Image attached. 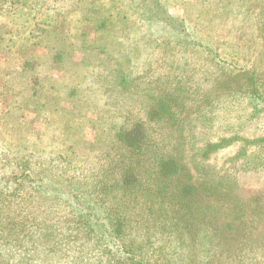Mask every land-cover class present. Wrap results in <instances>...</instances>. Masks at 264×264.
<instances>
[{"label": "rangeland", "instance_id": "1", "mask_svg": "<svg viewBox=\"0 0 264 264\" xmlns=\"http://www.w3.org/2000/svg\"><path fill=\"white\" fill-rule=\"evenodd\" d=\"M161 2L187 41L155 36L132 0H0V264H199L203 233L208 264H264V150L236 157L264 135L250 92L264 84V0ZM137 121L135 156L117 131ZM228 138L208 161L223 188L191 183L199 196L182 202L186 174L156 181L160 142L196 182L204 148Z\"/></svg>", "mask_w": 264, "mask_h": 264}, {"label": "trees", "instance_id": "2", "mask_svg": "<svg viewBox=\"0 0 264 264\" xmlns=\"http://www.w3.org/2000/svg\"><path fill=\"white\" fill-rule=\"evenodd\" d=\"M132 7L133 11L137 13L140 16V19L147 25V27L150 29V31L157 36L158 38H176L180 39L182 41H187L188 35V30L186 28V25L184 22L178 21L175 17H173L165 7V5L161 2V0H132ZM264 84H262V88L258 86L257 82L252 83L251 86V96L252 98L258 103V106H261L264 109ZM256 103V104H257ZM150 116L152 118L156 117V113L154 109L150 112ZM117 137L118 140L124 143V145H127L130 150L134 153L135 156L138 155V153L141 152L142 147L145 140L148 141L147 137V129L144 127V125L141 123V121H137L135 125L131 127V129H125L122 127V130L118 129L117 131ZM246 144L241 146L239 154H237L236 157H239L240 154L247 155V150L250 146L255 147L254 149H261L264 150V135L255 137L254 139H246ZM164 143L166 146H158L159 151L154 149L152 155V164H151V169L155 172V179L157 182H161V184H164V182L167 180L174 181V178L176 176L186 174V177H188L189 180L183 181L181 183V186L178 188H175V198L182 200V202L192 201L195 200L198 196L199 193H197V188L199 185H193V184H201L204 186H211V189L217 190L223 188L226 185V182L230 180L228 178V174H223L219 171H217V167L215 165H211L208 163V161L211 159V157L215 154H217L219 151L222 149H226L228 147L234 146L238 143V139L232 140L230 138L228 139H221L219 142L216 143H209L207 144V148H204L205 151V164L203 165V168H197L198 172L201 173L202 179L200 181L193 182L190 179V175L187 171V166L185 157L183 158L182 153L180 151H175L173 145H170V143L167 142H160ZM168 143V144H166ZM156 146V143H155ZM181 146H186V142L181 143ZM148 150L151 151V146L146 147ZM176 148V145H175ZM174 150L175 152H171L170 150ZM251 148H249L250 150ZM153 150V149H152ZM186 152L185 150H183ZM244 151V152H243ZM137 177L138 174L136 173L135 169L133 171H128L126 173V178H125V184L129 188H133L137 182ZM205 178V179H203ZM178 183V182H176ZM193 183V184H191ZM45 186V185H44ZM42 186V187H44ZM133 186V187H132ZM49 190H53L55 192H69L70 195L74 194L73 197L74 199L78 200V205L81 206L84 210L86 209L85 216H96L99 219H104L101 218L100 216L103 214V211L99 208H92V201L89 199L83 198L82 200L78 198L77 190L74 187H69V188H62L61 186H57L54 184L46 185L43 191L45 193L49 192ZM166 190V189H165ZM197 193V194H196ZM71 197V196H70ZM84 205V207H83ZM86 205V206H85ZM84 211V212H85ZM98 222V221H97ZM123 222V221H122ZM91 223V222H89ZM92 224V223H91ZM94 226H98V231L97 233L99 236L102 237L99 231L104 232L106 231L107 233L110 232L112 229L108 228L105 226L104 229H101L98 225V223H93ZM207 225V222H206ZM205 225V226H206ZM206 227H204L205 230ZM111 234V232H110ZM202 235V238L199 236ZM208 235L206 233L203 234H198L197 237H193L194 239L198 238L199 243L201 244L200 249V263L199 264H208L206 259L209 257V243L206 240ZM104 237V235H103ZM113 238L115 239L116 237L113 235ZM196 242V240H195ZM200 246V245H198ZM127 256V255H125ZM127 257H125L126 259ZM129 264H149L146 262L144 259H126ZM124 264V263H123ZM151 264V263H150Z\"/></svg>", "mask_w": 264, "mask_h": 264}]
</instances>
